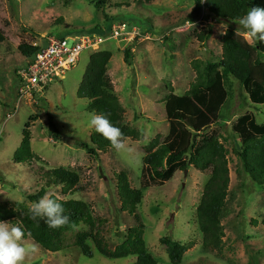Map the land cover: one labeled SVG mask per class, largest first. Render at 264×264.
Listing matches in <instances>:
<instances>
[{"label":"rangeland","instance_id":"1","mask_svg":"<svg viewBox=\"0 0 264 264\" xmlns=\"http://www.w3.org/2000/svg\"><path fill=\"white\" fill-rule=\"evenodd\" d=\"M95 2L0 0V31L6 37L0 43V204L15 212V218L6 222L20 226L24 231L21 242L34 249L23 264H135L136 257H104L92 239V258L75 246L59 252L45 250L21 225L33 204L29 195L45 185L49 170L63 167L77 172L84 190L66 194L64 186L57 185L48 188L46 195L86 203L93 226L82 222L78 229L92 232L99 228L114 250L138 224L134 216L122 211L118 174L126 172L132 187H140L144 157L160 147L169 133L166 98L172 93L184 95L207 63L222 59L228 30L253 43L251 33L236 22L217 19L207 10L192 17L195 0H106L100 9L95 8ZM108 19L113 20V26L126 22L138 34L106 42L98 52L113 54L108 73L124 107L126 123L139 132V138L123 141L125 148L119 152L113 148L94 156L86 149L93 147L95 129L90 118L94 113L88 110L89 100L81 98L78 91L95 51H84L76 65L62 79L51 82L35 102L21 92L20 72L28 58L18 47L21 43L44 46L51 37L87 35L96 27L105 28ZM206 31H211L210 38L201 42L198 35ZM126 49L131 51L129 63L125 61ZM224 78L229 96L221 111L220 142L227 151L230 186L221 217L223 247H204L197 208L209 178L190 166L187 173L178 171L164 186L146 189L139 206L147 248L158 264H172L167 246L161 243L166 237L187 248L180 264H264V186L245 174L235 152L239 141L232 129L247 113L263 123L264 105L251 103L234 77L224 74ZM49 116L54 118L56 134L49 128ZM28 124L35 159L31 164L15 163Z\"/></svg>","mask_w":264,"mask_h":264},{"label":"trees","instance_id":"2","mask_svg":"<svg viewBox=\"0 0 264 264\" xmlns=\"http://www.w3.org/2000/svg\"><path fill=\"white\" fill-rule=\"evenodd\" d=\"M83 1V0H71ZM151 3L154 0H143ZM106 0H96L94 6L100 9ZM264 7V0H195L192 17L199 16L207 10L217 19L237 21L251 7ZM111 19L107 20L105 28L96 27L87 34H108L112 29ZM83 35L84 32H80ZM211 31L199 34L201 42L210 38ZM61 38V37H60ZM62 38H64L62 36ZM253 43H249L235 30H228L224 36L223 57L217 63L209 62L198 73L197 81L184 95L170 94L166 98L165 110L170 129L162 145L152 148L143 159L140 187L131 185L129 175L122 171L118 174V194L122 211L134 216L137 226L128 230L125 242L110 249L99 228L85 232L78 228L82 222L93 226L89 206L78 200H61L65 208L68 222L58 228H50L44 219H33L31 212L21 219V225L26 233L47 251L59 252L66 247H78L81 253L93 257L89 244L92 239L97 251L108 259L136 257L135 264H158L148 251L144 238L145 226L138 214L144 191L151 187H161L171 181L178 171H186L190 166L208 176L197 208V218L204 238V247L221 250L225 236L221 223L222 212L229 197L230 170L227 151L220 142L221 111L228 100L224 74L239 81L253 104L264 105V41L252 35ZM6 41L0 31V43ZM42 46L21 43L19 50L26 58H33ZM112 52L101 51L91 56L84 79L79 87V96L89 100L88 110L94 114H106L110 121L119 127L123 133V141L138 139L139 132L129 126L125 120L124 107L117 96L112 79L108 73V65ZM131 60L130 49L125 50V61ZM49 128L57 133L53 116H49ZM237 136L238 145L235 150L241 160L245 174L258 186H264V122L259 124L253 113H247L232 126ZM199 136L194 140V137ZM31 131L29 124L23 131V140L14 156L15 163L31 164L35 156L31 148ZM93 147L87 146V151L98 156L101 151L113 149L111 142L101 134L94 132L91 136ZM45 185L39 192L29 195L31 202H37L44 197L48 188L63 185L66 194L78 193L84 188L80 185V175L69 169L59 167L49 170L44 176ZM51 198H57L55 196ZM15 218V212L0 204V221ZM161 243L168 248L172 264H180L187 248L171 238H162ZM70 245V246H69Z\"/></svg>","mask_w":264,"mask_h":264},{"label":"built area","instance_id":"3","mask_svg":"<svg viewBox=\"0 0 264 264\" xmlns=\"http://www.w3.org/2000/svg\"><path fill=\"white\" fill-rule=\"evenodd\" d=\"M136 35L138 34L132 26L120 22L106 35L93 33L74 38L47 39L34 57L27 59V65L20 72L23 97L36 102V96L47 89L51 82L61 78L66 71L75 66L84 51L97 53L106 42L127 40L130 37L135 38Z\"/></svg>","mask_w":264,"mask_h":264},{"label":"clouds","instance_id":"4","mask_svg":"<svg viewBox=\"0 0 264 264\" xmlns=\"http://www.w3.org/2000/svg\"><path fill=\"white\" fill-rule=\"evenodd\" d=\"M235 22L248 30L251 35L264 41V7H251L238 22ZM90 126L109 140L118 152L125 148L121 129L113 124L106 114H93L90 118ZM30 212L33 219H44L50 228H58L69 219L59 199L50 198L49 195L34 202ZM23 236L24 231L20 226L0 221V264H23L29 251L34 250L21 242Z\"/></svg>","mask_w":264,"mask_h":264},{"label":"water","instance_id":"5","mask_svg":"<svg viewBox=\"0 0 264 264\" xmlns=\"http://www.w3.org/2000/svg\"><path fill=\"white\" fill-rule=\"evenodd\" d=\"M196 138H197V137L195 136V137H194V140H196ZM185 172L187 173V170H186Z\"/></svg>","mask_w":264,"mask_h":264},{"label":"crops","instance_id":"6","mask_svg":"<svg viewBox=\"0 0 264 264\" xmlns=\"http://www.w3.org/2000/svg\"><path fill=\"white\" fill-rule=\"evenodd\" d=\"M32 45H35V44H32Z\"/></svg>","mask_w":264,"mask_h":264}]
</instances>
